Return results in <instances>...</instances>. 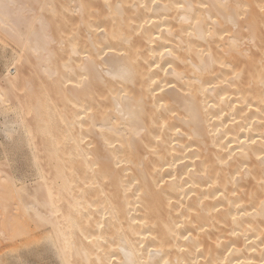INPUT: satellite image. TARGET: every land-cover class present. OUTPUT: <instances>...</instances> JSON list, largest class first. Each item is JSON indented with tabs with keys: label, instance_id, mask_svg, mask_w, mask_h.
I'll return each instance as SVG.
<instances>
[{
	"label": "bare ground",
	"instance_id": "obj_1",
	"mask_svg": "<svg viewBox=\"0 0 264 264\" xmlns=\"http://www.w3.org/2000/svg\"><path fill=\"white\" fill-rule=\"evenodd\" d=\"M0 49V264H264V0H0Z\"/></svg>",
	"mask_w": 264,
	"mask_h": 264
},
{
	"label": "rangeland",
	"instance_id": "obj_2",
	"mask_svg": "<svg viewBox=\"0 0 264 264\" xmlns=\"http://www.w3.org/2000/svg\"><path fill=\"white\" fill-rule=\"evenodd\" d=\"M7 54H9V50L6 51V50H4V49H0V71H1V62H2V58L5 57V55H7ZM11 72H12V71H11ZM42 261H43V260L40 261L41 264H43V263H45V264H46V263L49 264V263H48L49 261H48L47 259H46V261L44 260L45 262H42ZM37 262H38V260H37ZM37 262H36V260H35L34 263H37ZM40 262H38L37 264H40Z\"/></svg>",
	"mask_w": 264,
	"mask_h": 264
}]
</instances>
